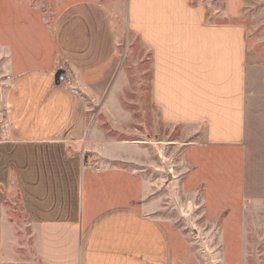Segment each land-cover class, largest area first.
Returning <instances> with one entry per match:
<instances>
[{"label": "crops", "instance_id": "1", "mask_svg": "<svg viewBox=\"0 0 264 264\" xmlns=\"http://www.w3.org/2000/svg\"><path fill=\"white\" fill-rule=\"evenodd\" d=\"M6 3L0 145H71L82 153L52 157L47 150L38 201L26 185L41 263H173L160 182L148 175L149 146L98 134L87 118V95L111 78L118 49L111 9L97 0H59L48 19L32 4L13 3L14 14ZM128 4L129 26L150 52L151 97L161 120L204 129L183 158L199 183L218 202L234 191L245 203L264 199V64L249 59L247 26L211 21L209 7L193 0ZM59 69L73 76V87L57 83ZM84 154L98 166H81ZM25 178L38 177L30 171ZM4 210L0 204V229Z\"/></svg>", "mask_w": 264, "mask_h": 264}, {"label": "rangeland", "instance_id": "2", "mask_svg": "<svg viewBox=\"0 0 264 264\" xmlns=\"http://www.w3.org/2000/svg\"><path fill=\"white\" fill-rule=\"evenodd\" d=\"M6 1L0 0L3 19L7 18ZM97 1L111 9L119 44L112 60L111 78L87 95V118L90 126L101 130L98 134L149 146L152 161L148 175L160 182L163 220L175 247L171 264H264V199L245 203L234 191L218 202L221 197L214 190L207 193L196 178L198 173L195 176V166L183 159L204 129L168 125L161 120L151 97L150 52L129 26L128 0ZM193 1L209 7L211 21L245 24L249 30V59L264 64V0ZM10 2V7L13 3L37 6L48 19L55 16L61 5L59 0ZM11 9L15 14L18 8ZM47 150L52 157H60L63 150L70 157L82 154L71 145L63 149L33 144L0 145V204L7 208L1 221L5 226L0 229V264H42L37 249L38 227L27 211L25 190L28 186L33 191L29 199L38 201L39 186L45 182L41 180V171L50 161ZM90 158L84 154L81 166L96 168L98 165ZM30 171L36 174V180L25 178ZM43 198L46 202V196Z\"/></svg>", "mask_w": 264, "mask_h": 264}, {"label": "built area", "instance_id": "3", "mask_svg": "<svg viewBox=\"0 0 264 264\" xmlns=\"http://www.w3.org/2000/svg\"><path fill=\"white\" fill-rule=\"evenodd\" d=\"M57 83L59 85L72 87L74 86V79L66 70L59 69L57 72Z\"/></svg>", "mask_w": 264, "mask_h": 264}]
</instances>
